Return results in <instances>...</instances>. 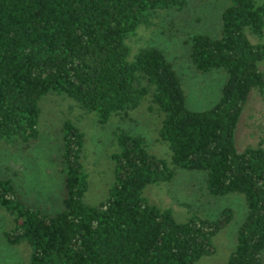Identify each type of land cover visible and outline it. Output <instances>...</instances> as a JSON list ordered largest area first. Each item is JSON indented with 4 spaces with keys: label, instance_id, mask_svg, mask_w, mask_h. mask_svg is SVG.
Segmentation results:
<instances>
[{
    "label": "trees",
    "instance_id": "16d2710c",
    "mask_svg": "<svg viewBox=\"0 0 264 264\" xmlns=\"http://www.w3.org/2000/svg\"><path fill=\"white\" fill-rule=\"evenodd\" d=\"M186 0H0V140L29 149L41 138V113L59 119L63 196L54 213L22 199L18 172L0 170V206L13 215L11 244L32 245L29 264H196L217 251L215 237L234 219L191 213L179 221L152 203L145 189L179 170L200 172L215 196L241 193L247 214L227 264H264V145L240 150L236 132L254 93L264 101V0H231L219 36L184 38L198 71L224 68L219 100L206 110L186 106L183 81L159 46L132 52L128 39L148 32L162 13ZM44 99V100H43ZM50 102V105L48 104ZM52 102V103H51ZM48 104V106H47ZM73 114L105 124L140 111L158 113L169 158L151 153L146 138L114 133L112 183L96 204L88 142ZM7 171V172H6Z\"/></svg>",
    "mask_w": 264,
    "mask_h": 264
},
{
    "label": "rangeland",
    "instance_id": "374dc122",
    "mask_svg": "<svg viewBox=\"0 0 264 264\" xmlns=\"http://www.w3.org/2000/svg\"><path fill=\"white\" fill-rule=\"evenodd\" d=\"M181 9H171L162 13L159 21L148 32L140 31L133 39H128L132 52L141 46H159L173 63L183 81L186 92V106L191 110H206L220 98L222 88L228 78L224 68H214L207 72L198 71L189 62L184 38L195 34L219 36L222 31V12L231 0H186ZM264 70V60L260 63ZM44 100V99H43ZM52 103V102H51ZM50 105V102H48ZM47 104V106H48ZM47 107L41 113V139L29 149H23L0 140V170L10 167L18 172L16 185L27 203L54 213L60 207L63 196V173L60 164L61 139L59 119L63 116L59 108ZM70 120L86 134L88 146L87 169L90 173V187L85 200L96 204L108 193L112 183V161L108 150L114 149L111 141L114 133L126 130L146 138L151 153L169 158V145L162 140L157 127L158 113L140 111L130 118L115 117L105 124L95 121L63 106ZM264 145V101L254 93L236 132V144L240 150L249 145ZM244 148V149H243ZM7 172V171H6ZM152 203L170 207L179 221L186 220L191 213L208 218H216L227 207L234 210V219L215 237L217 251L204 256L196 264H227L230 253L237 244L238 228L248 211L245 197L241 193L223 196L211 194L204 176L198 171L179 170L170 182L149 185L144 191ZM13 215L0 206V264H29L32 245L23 240L11 244L4 232L12 227Z\"/></svg>",
    "mask_w": 264,
    "mask_h": 264
}]
</instances>
